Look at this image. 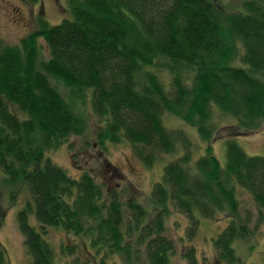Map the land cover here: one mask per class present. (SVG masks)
Masks as SVG:
<instances>
[{
	"label": "trees",
	"instance_id": "1",
	"mask_svg": "<svg viewBox=\"0 0 264 264\" xmlns=\"http://www.w3.org/2000/svg\"><path fill=\"white\" fill-rule=\"evenodd\" d=\"M234 1L67 0L58 24L37 17L18 44L0 39V182L12 188L11 203L21 187L29 195L16 221L30 264H55L48 228L86 248L82 258L62 241L65 264H172L169 210L187 221L186 264H201L193 243L200 219L223 218L214 260L240 264L235 241L264 223V155L236 141L264 124V0ZM215 114L235 130L220 139L224 165L210 144L194 154L193 138L216 139ZM93 119L100 146L125 142L146 168L164 162L148 195L124 198L94 174L71 177L46 157L61 146L72 151L70 138ZM241 193L253 209L241 208ZM0 264H10L1 245Z\"/></svg>",
	"mask_w": 264,
	"mask_h": 264
},
{
	"label": "rangeland",
	"instance_id": "2",
	"mask_svg": "<svg viewBox=\"0 0 264 264\" xmlns=\"http://www.w3.org/2000/svg\"><path fill=\"white\" fill-rule=\"evenodd\" d=\"M227 4H239L234 0H222ZM67 0H0V39L7 45H16L20 39L35 30L36 19L40 17L49 24H58L67 17ZM163 80L167 79L164 72L161 73ZM86 108V107H85ZM218 131L216 139L209 143L193 138L197 145L195 156L204 153V148L210 144L221 165L225 164V142L227 136L234 134L235 130L229 120L216 116ZM94 120V119H93ZM90 120L88 130L82 137H71L69 142L73 145L72 151L66 146L46 152V157L56 165L63 168L68 175L78 178L81 172L88 171L94 174L99 182H103L108 188L123 191L124 198L131 196L148 195L155 182L160 180L164 162H158L151 168L143 166L131 153L130 146L125 142L116 144L107 143L100 146L95 139V120ZM166 123L174 128H189L182 122L167 117ZM236 141L242 146L248 155H264V124L252 131H244L239 134ZM172 157H165L166 160ZM112 166V168H111ZM2 175L0 173V180ZM12 188L4 187L0 182V245L5 249L10 264H30L16 221V213L23 208L29 195L22 187L16 192V200L11 203L9 194ZM15 193V192H14ZM142 201L141 198H139ZM241 208L253 209L251 200L240 194ZM165 218V234L174 242L176 254L172 264H186L180 259L183 250L181 237L186 225V218L169 210ZM31 223L37 227L33 218ZM227 223L223 218L219 221L200 219L199 231L193 243L197 251V258L201 264H224L214 260L212 239L215 238ZM253 224H251L252 226ZM45 240L55 251V264L69 262L70 257H65L60 250V244L77 245V253L82 258L87 255L86 248L81 245L79 239L65 235L60 229L48 228L44 235ZM235 241L233 248L236 255L241 259L240 264H264V223L253 233L249 240ZM63 241V242H62ZM65 264V263H64Z\"/></svg>",
	"mask_w": 264,
	"mask_h": 264
}]
</instances>
